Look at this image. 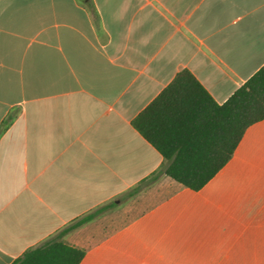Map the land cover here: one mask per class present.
I'll list each match as a JSON object with an SVG mask.
<instances>
[{"label": "crops", "instance_id": "obj_1", "mask_svg": "<svg viewBox=\"0 0 264 264\" xmlns=\"http://www.w3.org/2000/svg\"><path fill=\"white\" fill-rule=\"evenodd\" d=\"M264 0H0V264L80 218V264H264V120L199 191L132 126L183 70L223 104Z\"/></svg>", "mask_w": 264, "mask_h": 264}, {"label": "trees", "instance_id": "obj_2", "mask_svg": "<svg viewBox=\"0 0 264 264\" xmlns=\"http://www.w3.org/2000/svg\"><path fill=\"white\" fill-rule=\"evenodd\" d=\"M88 4V0H81ZM9 116L0 136L12 121ZM264 120V66L223 104L215 103L186 70L137 117L132 126L163 157L165 163L149 180L165 174L192 191L203 188L231 159L245 131ZM88 214L11 264H80L81 249L60 239L93 219Z\"/></svg>", "mask_w": 264, "mask_h": 264}]
</instances>
